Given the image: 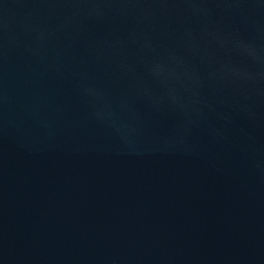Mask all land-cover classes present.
<instances>
[{"label": "water", "instance_id": "1", "mask_svg": "<svg viewBox=\"0 0 264 264\" xmlns=\"http://www.w3.org/2000/svg\"><path fill=\"white\" fill-rule=\"evenodd\" d=\"M0 264H264V0H0Z\"/></svg>", "mask_w": 264, "mask_h": 264}]
</instances>
